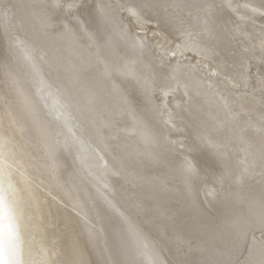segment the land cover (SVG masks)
Returning a JSON list of instances; mask_svg holds the SVG:
<instances>
[{"label":"bare ground","instance_id":"1","mask_svg":"<svg viewBox=\"0 0 264 264\" xmlns=\"http://www.w3.org/2000/svg\"><path fill=\"white\" fill-rule=\"evenodd\" d=\"M62 2L0 0V42L10 52L36 115L42 116L45 129L40 121L39 124L43 136L62 163L73 195L101 240L107 264H264V247L254 237L256 229H264V143L258 138L261 127L248 130L250 127L243 125L247 130H237L232 115L224 110L227 105L223 104L228 101H221L210 87H201L207 84L197 81L200 71L196 79L193 72L182 74L174 64H155L150 45L145 44L142 50L112 0H92L93 5L89 0L85 6L89 29L80 17L70 19L68 9L59 6ZM71 2L70 7L74 4ZM123 3L128 11L133 4L140 6L133 15L136 24H142L141 15H147L164 28V34L170 30V34L183 37L170 50L159 42L166 54H177L186 48L195 51L200 59L217 60L225 72L234 71L232 64L229 67V62L225 63L226 59L239 62L230 53V41L223 31L229 23L227 9L217 11V6L212 11L207 8L209 4L203 6V0ZM248 3L264 7V0ZM237 9L241 11V7ZM237 9L235 5L232 10L238 12ZM107 18L114 22L113 29L139 51L138 57L121 48L114 30L105 22ZM259 39V52L264 55V36ZM244 44L241 54L250 55L251 43ZM122 64L131 66L135 75L119 71ZM255 77L262 90L264 73L257 72ZM179 80L188 98L175 101L174 111L168 106L173 114L168 110L172 123L167 125L157 116L153 94L162 89L172 95ZM231 99L238 110L253 109L252 99L244 95L232 94ZM179 130H189L193 140L184 143V155L176 154L171 142V136ZM235 146L244 154L242 167L235 163ZM186 161L198 169L196 174L185 173ZM253 165L261 167V173L250 175ZM10 178L0 158V179L14 186ZM206 185L212 186L214 196L206 193ZM86 186L90 190L85 191ZM17 198L19 195L10 188L9 203L16 214V207L21 205ZM83 233L86 234L84 230ZM90 239L86 234L92 261L100 264L97 246Z\"/></svg>","mask_w":264,"mask_h":264},{"label":"rangeland","instance_id":"2","mask_svg":"<svg viewBox=\"0 0 264 264\" xmlns=\"http://www.w3.org/2000/svg\"><path fill=\"white\" fill-rule=\"evenodd\" d=\"M70 1H72L71 3H74L72 7H70V3H68ZM114 1L112 0L111 4L114 3V6H119L121 19H123L122 21L124 25L126 26L128 31L131 33V35L137 41L140 42V47L141 48L143 47L142 50L145 49V44L146 46L150 45V48L152 50L151 56H152V59L154 60L153 62L154 63L156 62L155 64H158V65L168 64L170 66L171 65L173 66L174 64V66L179 67V69L177 70L181 71L182 74L183 73L188 74V73L193 72L192 74L194 76L198 74L197 70L200 71L199 73L201 74L197 75L199 77V80L197 79L198 77L195 76V78L197 79L198 82L201 81L200 85L206 86L205 84H207L206 86L207 88L206 87L204 88L203 86H201L203 89L208 90V88L210 87V90L212 89L211 92L213 91V95L215 97L221 98L220 100L223 102L228 101L226 104L225 103L223 104L224 107L227 105L225 107L226 109L224 108V110H227L226 112L232 115L231 118H233L232 121L234 122L233 126L235 127L236 125V127H238L237 130H240V131L241 129L245 130L246 128L245 126L250 127L248 128V130H251L252 127L259 128L260 126L261 127L260 130H262L261 133H264V124L263 125L261 124V123H264V109H263L264 107L263 89L264 88L262 90L260 89L259 84L255 77V73L257 72L258 74H262V72L264 73V55L263 53H260L262 52V49H260L257 44L259 43L260 36L261 37L264 36V28H263L264 27L263 26L264 25L263 23L264 22V10H263L264 7H261L258 5L256 6L254 4L253 5L249 4L248 3L249 0L247 1L246 0H233V1L226 0L225 4L222 3V0L220 1L216 0V3L213 0H210L209 2L207 0H203V6L205 4L206 6L209 4L207 8L209 7L208 9L210 10L213 9L216 11L215 7L218 6L217 11L219 10L225 11L227 9L228 12H230L231 14L233 13L235 17L236 15L234 13H236L237 15L240 13L239 15H242V17L243 16L246 17L245 20H244V17L243 19H241L242 18L241 16H237L239 19L237 17H236L237 19H235L229 13L228 16L229 17L231 16L230 18L228 17L230 26L228 23V25H226L223 30L224 34L228 37L230 41V44L228 47V49L231 51L230 53L233 54L232 55L233 58L239 59V62L237 63H234L233 60H230V59H226L227 61H225L226 65L229 62L228 64L229 67H231V64H232L231 68L234 67L232 69L234 71L231 72L234 74L233 75L229 72H225L222 68H220L217 60L215 59L213 60L211 58L207 59L206 57H202V59H200L197 53L195 51L193 52V50L191 51L185 48L186 51L183 50L177 54L176 53L171 54L172 52L169 54H166L165 51H163L162 46L159 45V42H162L163 43L162 45L167 46L165 48L166 50L167 49L170 50L171 47H173L179 41H181V38L183 37L182 36L178 37L177 35H174V33L173 35L170 34L169 29H168L169 30L168 33L170 36L168 35V33L164 34L163 32L165 31L164 28L160 24H158L153 17H150V16L147 17V15H141L142 17H144L141 20L142 24H138V23L136 24L133 14H131V12H129L128 9L124 7L125 5L123 3V0H117L116 3ZM218 2H221V3L219 4ZM62 3H63L62 4L63 9L64 10L68 9V11L66 12L69 15L70 19L72 17L74 19L75 17H77L76 19L78 20V18L80 17L81 19L79 18V20L82 21V24L86 28L89 29L90 25L86 21L87 18L85 15V6H87V3H89V0H63ZM217 3L219 5L222 4L224 7L222 5H221L222 7L221 6L219 7ZM240 3L241 4L243 3V4L241 5ZM90 4L91 5L94 4L92 0H90ZM226 4H230L231 8H230V5H226ZM235 5H236V9L241 7V11L240 9H237L238 12L237 11L233 12L232 9L235 8ZM245 5L247 8H250V9L248 10L245 7ZM244 11L248 12L249 15L246 13L244 14ZM247 15L249 16V18ZM253 19L255 21H253ZM231 21L234 24H232ZM259 21H263V22H259ZM105 22H107L106 24H108V27L111 31L113 28H115L114 26L115 24L111 20V18L105 19ZM240 24L241 26H239ZM254 24L255 25L258 24L260 27L259 26L255 27ZM261 26L263 29L261 28ZM257 27L260 30L261 29L262 30L260 31ZM239 28L242 29L243 31L242 30L240 31ZM250 28L251 29L253 28L252 30H254L253 33L255 35L251 33L252 30ZM113 30L116 36L118 37V42L121 48H124L126 52L127 53L129 52L130 54H132V56L138 57L139 51L134 46H132L130 42H128L127 38L124 39L120 35L121 33L116 32L115 29ZM258 32H261V33H258ZM230 34L231 35L234 34V35L231 36ZM244 34H246L247 36H245ZM252 34L253 36H251ZM258 34L260 36H258L257 38ZM122 35L125 37L124 34ZM140 35L143 36L144 38H142ZM236 35L237 37H235ZM244 36L246 37V39ZM247 38H249L248 39L249 41L247 40ZM245 41L247 45H249L248 43H251L250 45H251L252 50L250 49L248 50V52H251L250 55L241 54L242 50L244 49L243 47H245L244 46ZM1 42H0V138H1L0 158H2L1 159L2 163L5 165L6 170H8V173H10L11 175V178H10L11 182L12 184H14V187L17 190V191H14L15 195L18 194L19 198H22L23 195L28 197V199H26V197L25 199H23V203H22L23 205L19 204V207H16L18 211L17 217L20 222V231L23 237V256H25L24 259H26L27 264H34V263L35 264H67V263L69 264H94V262L92 261L91 253L88 250V247L90 248L91 242L90 243L86 242V234H87L88 239L91 238L90 240L93 241L95 247L97 246L96 253L100 260L99 263L107 264L103 251L100 247L101 240L98 241V238L96 236L95 231L93 230L91 226L90 221L83 214L81 207L76 199V196L73 195L72 187L69 183V180L66 178V174L64 172L62 163L59 161L57 156H55L54 152H52L51 148L49 147L48 142L45 140L43 136V132L39 124V121H40L42 127H44L43 121L40 120L42 116L39 113L36 115L35 108L32 106L31 101L28 98V95L24 91V86L21 83V80H19L18 78L17 69L14 65V61L12 57L9 56L10 52L7 50L5 46L4 48L6 52L4 51V48ZM233 51L234 52L236 51V52L234 53ZM260 54L263 59L259 58ZM258 59H262L261 62H258L260 61ZM186 66L188 68L187 71H186L187 68H184ZM237 75L239 77H237ZM213 82L215 83V86ZM220 82L223 85H221ZM177 83L181 84L182 82L181 80H179V82ZM180 84H176V91H173L172 95H170L169 92L167 93L165 92L166 93L165 94L164 90L162 89L155 90L156 93L154 92L153 94V99H154V104H155L154 106L157 110L156 111L157 116L159 117V120L162 123H166L167 125L169 124L171 125L172 123L169 120L170 115H167L171 111L169 109L170 107L168 106H171L172 111H174L173 108L175 109V107L173 106H175L174 105L175 101H179L181 99L183 102V101H186L188 98V91L187 90L183 91V89L185 88H183L184 86ZM177 87L178 88L180 87V88L178 89ZM257 88L259 89L258 91H257ZM178 90L181 93V95L179 92H177ZM175 92H177V94ZM175 94L176 96H174ZM228 94H231V95L235 94L238 97L244 95L247 98L252 99L251 101H253L252 102L253 109L250 110L249 112L248 110L240 108V110L242 111L241 112L240 110H238L239 107H236V105L234 104V101L231 99V95L229 96ZM165 95L167 99L163 97ZM253 98L255 99V101L253 100ZM257 100L259 102H257ZM254 102H257V105L259 106H257ZM164 103L167 105H165ZM231 103L232 105H228ZM158 107L161 109H158ZM38 110H39V107H38ZM172 111L170 112L171 114H173ZM247 122L250 126L247 124ZM188 131L179 130L178 132H174L176 133V134H173L175 137L171 136V142L174 145L173 147H174L175 152H177L176 154H179V155L186 154L187 153L186 149L183 150L185 148V144L187 143L190 144L191 142H193L192 137L190 136V134H188ZM261 133L258 132V135L260 136V137L258 136V138L260 139V142L264 143V141L261 140L262 138L261 135H263L264 137V134H261ZM183 134L185 135L188 134V135L185 136ZM16 135H18V140L15 137ZM63 136H64V133H63ZM186 137L191 140L188 141ZM22 143L25 146L24 148H23ZM234 149H235V163L236 164L238 163L237 166L242 167L244 161H241V160H243L244 154L240 150V147L235 146ZM75 162L77 163L76 158H75ZM253 168L255 169L251 171ZM260 168L261 167H259L258 165L257 166L255 165L254 167H252V169L250 168L251 170H249V174L251 175L252 173H254L252 174V176H254L257 174V172L258 174L261 173V171L259 170ZM83 173L85 176H87L85 171ZM86 178H88V176ZM206 186H207L205 187L206 193L210 197H212V195L214 196L215 193L212 192L213 191L212 186L210 185H206ZM84 189L85 191H88L90 190V187L86 186L84 187ZM33 212H34V216H33ZM54 213H55V216H54ZM31 219H33L34 221H37V224L39 225V228H40V234L45 240L44 245H43V242H41L40 239L38 238L35 227L31 224ZM111 222L117 225L115 221L111 220ZM111 227L117 229V227L114 225ZM83 230L84 232H86V234L83 233ZM256 230L257 231L254 230L255 231L254 237L257 241L261 240L260 241L261 243L258 241L259 245L262 244V247H264L263 246L264 244V231L263 230L264 229H259V230L256 229ZM129 242L135 243L132 240H129ZM119 247L121 251L122 246L120 245ZM138 254L141 257H143L141 253H138ZM72 257H73V261L76 260L75 263H73ZM123 259L125 260L124 257L122 258V260Z\"/></svg>","mask_w":264,"mask_h":264},{"label":"snow or ice","instance_id":"3","mask_svg":"<svg viewBox=\"0 0 264 264\" xmlns=\"http://www.w3.org/2000/svg\"><path fill=\"white\" fill-rule=\"evenodd\" d=\"M61 8L63 5H59ZM139 5H131L129 11L135 15ZM126 76H134V69L129 65L119 67ZM184 171L189 176L196 174L198 169L190 161L184 164ZM17 191L12 185H5L0 179V264H24L23 237L20 231V222L16 212L9 203V189ZM22 215V213H21ZM143 264V262H141Z\"/></svg>","mask_w":264,"mask_h":264},{"label":"water","instance_id":"4","mask_svg":"<svg viewBox=\"0 0 264 264\" xmlns=\"http://www.w3.org/2000/svg\"><path fill=\"white\" fill-rule=\"evenodd\" d=\"M17 133V132H16ZM16 137V139L18 140V135H16L15 136ZM0 140H1V138H0ZM22 145H23V143H22ZM25 146L23 145V148H24ZM2 159V158H1ZM25 197H26V199H28V197L27 196H25V195H23L22 196V198L20 199L21 200V205H23L22 203H23V199H25ZM19 200V199H18ZM249 212H251L250 210H249ZM33 216H34V212H33ZM54 216H55V213H54ZM32 220V222H31V224L35 227V230H36V233H37V235H38V238L40 239V241L41 242H43V245H44V239H43V237L41 236V234H40V228H39V225L37 224V221H34L33 219H31ZM55 232H56V230H55ZM62 238V237H61ZM67 245V244H66ZM72 261H73V257H72ZM76 261V260H75ZM75 261H73V263H75ZM35 264V263H34ZM67 264H69V263H67Z\"/></svg>","mask_w":264,"mask_h":264}]
</instances>
